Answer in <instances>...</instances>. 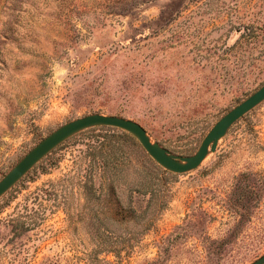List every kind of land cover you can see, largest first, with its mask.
I'll return each instance as SVG.
<instances>
[{
	"label": "rangeland",
	"instance_id": "rangeland-1",
	"mask_svg": "<svg viewBox=\"0 0 264 264\" xmlns=\"http://www.w3.org/2000/svg\"><path fill=\"white\" fill-rule=\"evenodd\" d=\"M263 84L264 0H0V179L57 127L95 112L191 155ZM107 127L67 138L0 197V264L264 254V100L184 173ZM144 161L164 171L145 173Z\"/></svg>",
	"mask_w": 264,
	"mask_h": 264
},
{
	"label": "water",
	"instance_id": "water-1",
	"mask_svg": "<svg viewBox=\"0 0 264 264\" xmlns=\"http://www.w3.org/2000/svg\"><path fill=\"white\" fill-rule=\"evenodd\" d=\"M264 100V84L243 101L232 107L211 127L197 150L187 156L172 153L159 142L152 140L145 128L138 122L113 114L90 113L72 119L38 141L0 179V197L14 186L39 160L74 134L95 126H111L127 131L141 144L148 155L164 169L184 173L197 168L205 157L214 152L222 138L239 118ZM250 264H264V254Z\"/></svg>",
	"mask_w": 264,
	"mask_h": 264
},
{
	"label": "trees",
	"instance_id": "trees-1",
	"mask_svg": "<svg viewBox=\"0 0 264 264\" xmlns=\"http://www.w3.org/2000/svg\"><path fill=\"white\" fill-rule=\"evenodd\" d=\"M107 128H114V127H107ZM144 169L146 170L145 173H154V174H159L161 173L162 171H164L162 168H160L158 165H156L154 162H149V161H144ZM244 194L240 193L237 197H236V203L240 206H244ZM245 208L247 206H244ZM244 208V209H245ZM247 210V208L245 209ZM240 216L241 217H244L245 216V212L241 211L240 212ZM220 246H223V244H220ZM107 249L110 251V252H114L115 250L114 249H110L109 247H107ZM97 261H99L98 258H96ZM89 264H96L94 263L93 259L89 260Z\"/></svg>",
	"mask_w": 264,
	"mask_h": 264
}]
</instances>
